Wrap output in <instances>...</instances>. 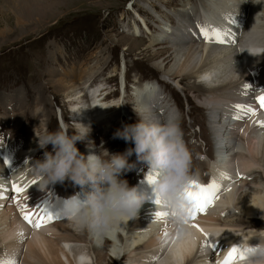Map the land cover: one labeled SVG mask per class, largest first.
Masks as SVG:
<instances>
[{
	"label": "bare ground",
	"instance_id": "obj_1",
	"mask_svg": "<svg viewBox=\"0 0 264 264\" xmlns=\"http://www.w3.org/2000/svg\"><path fill=\"white\" fill-rule=\"evenodd\" d=\"M248 7L250 17L245 20ZM192 11L193 16L180 19L182 30L173 27L174 38L168 44H164V39H168L164 33L161 42H152L148 46L161 44L157 54L167 55L153 63L165 75L160 80L169 81L177 87L182 86L181 81L185 77L193 79L190 86L184 89L208 109L206 119L215 143V158L207 161L194 151L193 159L195 157L198 161L199 172L192 175L201 184H207L202 181L205 177L200 171L208 172L207 180H218L220 191L219 198L208 212L191 220L192 237L180 241L170 216L166 220H157L155 213L163 212L162 207L149 202L141 207L137 217L119 226L124 233L119 231L117 239L107 236L98 241L87 230L77 231L64 216L35 229L22 222L20 214L13 208L15 193L9 186L11 177L36 181L31 191L39 194H45L49 185L64 193L67 191L59 183L41 188L32 166L38 161L42 149L30 151L22 146L16 148L14 143L6 141V145L0 142V185L6 189L0 190L3 193V198H0V260L14 264H217L215 251L202 246L206 239L204 233L213 243L219 239V245L226 249L232 244L243 247L245 243H258L255 238L251 239L256 228L247 220L253 217L264 219V127L260 126L264 118L240 111L235 106L255 109L253 98L256 89L259 85L264 88V54L253 56L248 51L242 52L239 46L242 34L249 31L255 21L257 25L264 24V0H196ZM242 24L243 30L238 31ZM205 27L227 33L226 42L206 41L201 32ZM252 72L254 78L259 77L256 83L252 80ZM205 75L209 77L207 81L201 79ZM94 76L90 74L83 80L84 84L70 90L72 95L68 96L75 121L88 127L91 134L103 125L106 128L113 119L124 117L126 113L124 107L117 103L119 111L115 110L117 113L114 115L113 105L103 101V93L98 94L100 89L88 87ZM157 80L153 78L148 82L153 83L158 94L151 92V87L146 90L143 86L147 83L142 84V92L135 93L141 95L137 108L143 121L149 124H160L168 119L169 116L162 119L160 110H163L162 113L169 110L171 115L176 116L171 101L163 96L166 93L160 92ZM84 92L92 96V107L83 99ZM158 101L161 104L156 107ZM35 111V123L44 126L48 119L44 108L36 107ZM237 116L240 119H236ZM4 150L10 152L9 157H5ZM88 152L98 154L95 150ZM13 158L19 171L11 173L4 166V161L11 162ZM225 176L228 178L224 179ZM144 186L143 194L156 200L154 183L147 180ZM136 188L141 191L140 186ZM91 191V186L85 185L80 195H74L85 199V194ZM32 209L34 205L30 207ZM192 224L203 229V233ZM109 242L113 249L109 247L106 250Z\"/></svg>",
	"mask_w": 264,
	"mask_h": 264
},
{
	"label": "rangeland",
	"instance_id": "obj_2",
	"mask_svg": "<svg viewBox=\"0 0 264 264\" xmlns=\"http://www.w3.org/2000/svg\"><path fill=\"white\" fill-rule=\"evenodd\" d=\"M194 3L196 0H0V142L9 139L16 148L22 146L30 151L40 148L37 160L42 161L45 151L52 152L53 148L50 144L42 148L36 142L39 135L61 129L70 136L76 134L78 122L68 96L91 74L95 76L88 87L100 89L98 94L103 93V101L113 105L114 115L117 103L126 113L77 141L76 147L85 156L93 150L98 154H90L99 155L104 150L109 155L124 154L135 145L114 134L143 120L137 108L141 95L135 93L142 92V84L147 83L143 87H151V92L158 94L153 83L148 82L154 78L175 109L191 155L190 173L199 172L198 161L193 159L195 152L207 161L215 158V143L206 119L208 109L184 89L193 79L185 77L182 86L177 87L160 80L165 75L153 63L167 55L157 54L161 44L148 48L152 42H161L164 33L168 35L164 44H168L174 38V28L182 30L180 19L193 16ZM249 11L248 7L245 20L250 17ZM242 25L238 31L243 30ZM84 94L83 99L92 107V96ZM160 104L156 102V107ZM36 107L44 108L48 115L44 126L35 123ZM162 111V119L172 114ZM128 162L135 167L120 178L132 183L144 163L137 160L134 152ZM202 165L205 167V163ZM200 172L209 179L208 172ZM59 185L75 193L80 187L70 180ZM253 218L247 220L252 227L264 228V219ZM119 231L123 232L118 227L109 237L117 239ZM109 247L113 249L111 242L106 250Z\"/></svg>",
	"mask_w": 264,
	"mask_h": 264
},
{
	"label": "clouds",
	"instance_id": "obj_3",
	"mask_svg": "<svg viewBox=\"0 0 264 264\" xmlns=\"http://www.w3.org/2000/svg\"><path fill=\"white\" fill-rule=\"evenodd\" d=\"M239 46L242 52L248 51L253 56L264 54V24L257 25L255 21L253 27L242 34ZM201 79L207 81L209 77L205 75ZM89 131L88 127L79 124L75 135L70 136L61 129L38 136L42 148L49 144L53 148L52 152L45 151L44 159L32 166L41 188L65 180L92 188L83 201L77 195L66 199L63 211L66 220L77 231L87 230L102 241L114 234L122 223L137 217L146 196L120 178L135 167L128 162V157L134 152L137 160L156 174L155 194L161 202L159 205L169 213L179 240L192 237L189 219L192 205L184 193L190 182L197 181V177L190 173L191 155L183 141L178 119L169 115L160 124L138 119L135 124L117 130L115 138L135 145L134 149L129 148L124 154L109 155L106 150L104 153L107 156L102 152L99 155L81 154L76 142L83 140ZM253 238L258 243L243 245L250 251L246 252L247 258L240 264H264V228L255 229Z\"/></svg>",
	"mask_w": 264,
	"mask_h": 264
},
{
	"label": "snow or ice",
	"instance_id": "obj_4",
	"mask_svg": "<svg viewBox=\"0 0 264 264\" xmlns=\"http://www.w3.org/2000/svg\"><path fill=\"white\" fill-rule=\"evenodd\" d=\"M202 35L204 39L208 42H216L223 44L226 42L225 37L228 35L227 33H222L218 29H212L209 30L208 28H202L201 29ZM247 87V86H246ZM259 107L264 110V94L257 97ZM240 111H244L247 113H250L251 115L255 116L256 110L254 108L248 107L244 108L241 105L235 106ZM236 119H240L239 116L236 117ZM260 126L264 127V121L260 122ZM224 179H227L228 177H223ZM150 183H155L156 174H151L147 177ZM33 184L36 183V181H32ZM0 190H6L4 185H0ZM25 191L24 187L13 183L12 184V192L16 195L15 203L18 205L20 213L22 215V218L25 222H27L30 226L34 227L35 229H40L41 227L47 225L48 223H51L54 219L53 215L47 213V210L45 209L43 213L40 212H33L30 211L23 202L19 199V197L23 194ZM220 191V185L219 183L213 179L211 182L207 184H201L198 181H192L190 182L189 186L185 189V197L191 202L192 208L190 210V220H195L199 214H204L207 212V209L211 207L214 202L219 198L218 193ZM0 198H3V193L0 191ZM156 204H160V200L157 198L155 201ZM169 217L168 212H156L155 218L157 220H166V218ZM58 218V217H56ZM187 222V221H186ZM192 227H197L198 225L192 224ZM203 233V229H199ZM164 235H167V231L165 230ZM206 239L203 242V247L211 248L214 251V243L211 242L209 239H207V233H204ZM250 251V249H245L242 246H232L230 247L226 255L223 257L222 260L217 261V264H238L239 261L245 260L246 252ZM0 264H14V262L11 261H3L0 260Z\"/></svg>",
	"mask_w": 264,
	"mask_h": 264
}]
</instances>
